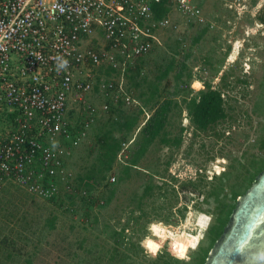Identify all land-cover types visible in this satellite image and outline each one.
I'll return each mask as SVG.
<instances>
[{
    "label": "rangeland",
    "instance_id": "rangeland-1",
    "mask_svg": "<svg viewBox=\"0 0 264 264\" xmlns=\"http://www.w3.org/2000/svg\"><path fill=\"white\" fill-rule=\"evenodd\" d=\"M195 3L201 21L169 7L167 16L174 28L159 32L153 50L129 68L126 91L137 104L124 105L97 93L87 97L97 108V118L80 145L65 149L67 178L59 181L55 200L33 198L12 185L1 191L0 264H148L143 241L151 253L161 249L159 255L168 254L178 260L175 264H196L204 255L210 244L207 232L197 250L184 260L174 257L169 249L178 251L162 233L180 225L190 209L209 217V227H214L218 211L241 198L255 166L264 159L259 149L264 136V0ZM183 61L185 69L176 80ZM170 62L173 69L158 82ZM187 73L191 74L189 82ZM99 74L103 76L102 71ZM206 84L222 93L228 117L208 132L196 133L185 105ZM155 87L157 92L151 98ZM164 98L178 104L170 114L167 133L173 137L180 134L181 127L184 129L180 147H166L156 140L138 168L119 182L117 175L131 157L138 129L126 134L116 121L141 110L140 126ZM75 118L71 116L73 121ZM106 132L117 139L125 138L113 170L99 186L88 190L87 175L100 165L97 139ZM223 172L228 174L221 182H209ZM201 175L206 178L200 180ZM110 176L113 182L107 179ZM149 182L156 187L152 197L144 198L140 210L132 213ZM170 182L175 184L174 190ZM183 184L187 188L181 190ZM232 189L239 193L235 199ZM122 228L124 232L118 236ZM5 237L17 241L22 249L19 254L2 246Z\"/></svg>",
    "mask_w": 264,
    "mask_h": 264
},
{
    "label": "built area",
    "instance_id": "built-area-1",
    "mask_svg": "<svg viewBox=\"0 0 264 264\" xmlns=\"http://www.w3.org/2000/svg\"><path fill=\"white\" fill-rule=\"evenodd\" d=\"M161 1L0 0V193L12 185L56 199L65 149L80 145L97 118L87 97L137 104L128 70L174 28L168 16L154 17ZM165 1L202 20L195 0Z\"/></svg>",
    "mask_w": 264,
    "mask_h": 264
},
{
    "label": "trees",
    "instance_id": "trees-1",
    "mask_svg": "<svg viewBox=\"0 0 264 264\" xmlns=\"http://www.w3.org/2000/svg\"><path fill=\"white\" fill-rule=\"evenodd\" d=\"M152 10L154 12L155 19H162L166 17L169 13V7L167 6L165 0H162L161 3L154 5ZM202 33H204V31H202ZM200 38H201V34L195 37L194 42L195 43L198 42ZM187 57L188 55L184 59H187ZM141 60L142 59H139L138 61ZM184 61L182 62L181 67H178L176 71L175 74L176 80H179L181 78L182 73L185 69ZM173 64H174L173 62H170L169 65H167L165 68L162 69L160 76L158 77V82H160L161 79L167 78L168 74L173 69L174 66ZM135 71H137V68ZM137 74H139L138 71ZM186 79L188 80V82L191 80L190 73L186 74ZM156 92H157V87H155L154 90L151 92V98L155 96ZM225 102L226 101L222 97V93L219 90L206 84L204 89L200 90L196 97L191 98L186 103L185 110L187 112V118L190 121L196 133H206L212 127L227 119L228 115L226 113ZM147 103H149V101H147ZM176 108H178V104L174 99L164 98L163 101H161L160 103H156L152 107L151 115H149V117L146 120H144L140 126L138 122H139V116L140 114H142L141 110H139L136 115H123L120 117L119 121H116L117 124L121 123L126 134H129L133 132L135 129H138L137 130L138 133L136 134V137L132 142L133 151L131 152V157L130 159H128L127 162H125L123 166L120 167L121 170H119V174L117 175L119 182L128 178L130 172L133 169L138 168V164L140 160L147 154L149 147L152 146L156 140L161 142V144L166 147H173L176 149L180 147L182 143L181 133L183 132L184 129L181 127L180 134L173 137H171L167 133V128L168 126L171 125L169 121L170 114ZM124 138L125 136L123 137V139H117L112 136V132H106L102 134L100 137H98L97 143L100 151V165L99 167H93L91 174L89 173L87 175L85 186L88 190H92L97 186H99L106 179L107 175L113 170L116 155L121 149L120 144L124 140ZM259 149L264 152V136L260 141ZM169 163L170 162H168L167 164ZM263 170H264V159L261 161L260 165L255 166V172L250 176L247 187L240 194L241 197L256 182L257 177L263 172ZM227 174L228 173L223 172L220 175L214 176L209 182L211 183L216 180L221 182L222 179H224L227 176ZM205 178L206 177L204 175L200 176V180ZM172 181L176 182V179L172 178ZM173 182H170V186L174 190L175 184ZM191 186H193L194 188H198V186L196 187V185L193 184ZM155 188L156 187L153 186L151 182L147 183L144 186V190L142 191L140 198L137 199L136 207L132 211V213L140 210L141 208L140 202H142L144 198L148 199L152 197ZM185 188H187V186L183 184L181 186V190ZM220 190H222V188H220ZM210 194L212 193H209V195ZM238 194L239 193L236 189H232L231 196L233 197V199H235V197ZM113 195H114V190L110 192V196L107 198V202H110ZM209 195H207V197H209ZM235 200L232 205L227 206L228 207L227 209L219 210L216 216V220H217L216 225L214 227H208L206 232L209 235L210 244L208 248L204 250V255L200 258V260L196 264H205L206 259L208 257L207 256L208 249L210 248L213 249L214 246L217 244V242L221 239L228 225L227 223H229L230 218L235 208L237 207L238 201L236 202ZM223 207H226L224 203H223ZM123 232H124V228H122L118 234L117 233L115 234L121 236ZM1 244L6 249L8 250L11 249V251L15 254H19L22 250L20 245L17 243V241L8 239V237H5L2 240ZM119 245L121 244L119 243ZM143 248L149 254V257H147V259H150L148 261V264L178 263V260L172 258L171 256H168V254L166 255L161 253L159 255L161 249L159 250L156 249L155 253H151L149 247L145 244V241H143ZM169 250L174 255V257H176L179 260H184L185 258L188 257L189 254L194 252L192 251L189 252L187 255H181L171 249ZM27 264H31V261H29Z\"/></svg>",
    "mask_w": 264,
    "mask_h": 264
},
{
    "label": "water",
    "instance_id": "water-1",
    "mask_svg": "<svg viewBox=\"0 0 264 264\" xmlns=\"http://www.w3.org/2000/svg\"><path fill=\"white\" fill-rule=\"evenodd\" d=\"M205 264H264V170L238 200Z\"/></svg>",
    "mask_w": 264,
    "mask_h": 264
},
{
    "label": "bare ground",
    "instance_id": "bare-ground-1",
    "mask_svg": "<svg viewBox=\"0 0 264 264\" xmlns=\"http://www.w3.org/2000/svg\"><path fill=\"white\" fill-rule=\"evenodd\" d=\"M215 169L218 170L217 167ZM210 224L209 217L190 209L180 225L163 231L162 235L179 254L184 255L197 250Z\"/></svg>",
    "mask_w": 264,
    "mask_h": 264
}]
</instances>
